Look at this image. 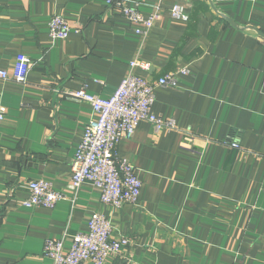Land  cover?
<instances>
[{"label":"crops","instance_id":"1","mask_svg":"<svg viewBox=\"0 0 264 264\" xmlns=\"http://www.w3.org/2000/svg\"><path fill=\"white\" fill-rule=\"evenodd\" d=\"M126 3L145 16L160 4L146 35L105 0H0V68L20 54L31 62L23 82L0 80V264H52L45 240L66 234L67 250L92 212L129 240L104 264H264V0ZM178 3L185 21L171 16ZM53 14L69 23L66 39L49 37ZM130 70L177 73L152 106L176 128L155 134L142 121L120 140L142 186L137 204L113 209L94 185L70 183L92 110L67 92L108 97ZM39 179L66 198L25 207Z\"/></svg>","mask_w":264,"mask_h":264},{"label":"built area","instance_id":"2","mask_svg":"<svg viewBox=\"0 0 264 264\" xmlns=\"http://www.w3.org/2000/svg\"><path fill=\"white\" fill-rule=\"evenodd\" d=\"M105 2L119 15L138 24L134 31L141 35L150 31L159 15L160 4H156L153 11L145 16L129 7L126 0ZM170 13L175 19H187L179 3L172 6ZM47 26L52 39H66L70 31L69 23L59 14H53ZM129 65L130 68L136 65L146 67L145 62L139 61H131ZM30 67L28 57L17 55L10 69L0 68V80L23 82ZM178 72L186 73L187 70L180 69ZM176 74L167 73L147 80L130 70L108 97L90 94L85 86L67 92L69 96L87 102L92 110L70 162V183L75 190L83 183H90L100 190L101 203L113 209L138 203L141 180L130 162L118 155L117 146L121 139L131 138L142 121L149 122L155 134L176 128L173 118L163 119L152 112L155 88L176 87ZM3 118L4 111L0 105V121ZM230 146L240 147L236 141L230 142ZM27 188L29 196L22 200V204L28 208L52 209L58 201L66 198L64 192L55 190L51 183L42 179L30 180ZM113 232V225L106 215L92 212L87 231L74 234L67 250L64 248L66 234H63L62 237L45 240L44 255L51 259L52 264H104L109 254L120 252L129 242L127 237L114 236Z\"/></svg>","mask_w":264,"mask_h":264},{"label":"water","instance_id":"3","mask_svg":"<svg viewBox=\"0 0 264 264\" xmlns=\"http://www.w3.org/2000/svg\"><path fill=\"white\" fill-rule=\"evenodd\" d=\"M230 23H232L234 26H236L235 22H233L232 20L228 19Z\"/></svg>","mask_w":264,"mask_h":264}]
</instances>
